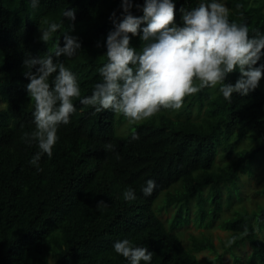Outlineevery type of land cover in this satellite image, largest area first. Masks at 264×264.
Wrapping results in <instances>:
<instances>
[{
  "label": "trees",
  "instance_id": "obj_1",
  "mask_svg": "<svg viewBox=\"0 0 264 264\" xmlns=\"http://www.w3.org/2000/svg\"><path fill=\"white\" fill-rule=\"evenodd\" d=\"M217 1L226 4L230 21L248 26L250 36L256 30L264 34L263 4H255L259 0ZM173 2L176 24L183 26L182 9L191 10L201 0ZM132 4L131 14L142 17L145 0ZM63 9H74L75 20L62 17ZM123 15L122 0H39L35 9L30 0H0V264H49L53 256V264H129L114 251L115 242L123 239L153 253L150 262L141 264H218L221 259L200 260L202 251L217 252L213 239L192 236L187 247L176 228L190 224L193 199L194 222L214 226L233 203L244 201L239 183L258 177L254 165L264 156L261 80L247 95L234 92L231 102L219 90L213 96L212 87L190 96L198 110L207 105L200 121L175 120L161 109L133 124L111 110L95 113L76 99L70 122L58 127L53 155L44 154L39 162L43 171L29 163L38 148L22 139L35 129L25 60L51 54L73 72L81 96L91 95L101 80L97 69L107 62V35ZM45 19L63 22L53 43L58 38L63 47L66 34L79 39L75 57L50 52L52 45L40 39ZM145 26L138 35L129 33L137 51L144 44ZM260 65L264 50L256 67ZM240 75L237 67L225 83L234 84ZM124 122H129L128 131L120 135ZM133 130L139 139L131 140ZM243 141L251 147L240 149ZM109 143L114 150H106ZM148 179L156 184L151 196L142 192ZM259 181L264 194V173ZM126 189L135 191V200L124 199ZM165 193L166 206L178 204L169 227L159 216L158 199ZM239 207L221 220L234 239L229 250L235 264H264V240L259 238L264 206L251 211Z\"/></svg>",
  "mask_w": 264,
  "mask_h": 264
},
{
  "label": "clouds",
  "instance_id": "obj_2",
  "mask_svg": "<svg viewBox=\"0 0 264 264\" xmlns=\"http://www.w3.org/2000/svg\"><path fill=\"white\" fill-rule=\"evenodd\" d=\"M38 4L39 0H30L33 9ZM132 6V0H122L123 19L114 21V30L107 35V62L97 69L101 80L94 85L91 95L81 96L73 72L64 62H54L51 54L25 60L28 68L25 75L30 81L26 88L34 107L35 129L24 132L22 139L38 148L29 162L38 172L43 171L39 164L42 156L53 155L59 125L68 124L76 111L73 102L76 99L94 108L95 113L111 110L135 124L161 109H181L187 96L205 87L219 85L223 98L231 102L234 92L247 95L264 77V65L256 67L264 50V34L256 30L250 36L248 26L230 21L228 9L217 0L210 3L201 0L191 10L182 9L183 26L176 24L173 0H145L142 17L131 14ZM61 16L74 21L75 10L63 9ZM142 23H146L141 36L144 44L137 51L130 46L129 33L140 34ZM62 26V20L57 23L45 19L40 24V39L52 45L50 52L55 56L71 59L77 55L81 43L67 34L63 47L58 38L53 43L54 33ZM237 67L240 78L234 84L225 83L227 75ZM137 139L139 136L133 130L131 140ZM106 150H114V146L109 143ZM155 187V181L148 179L142 192L151 196ZM123 197L135 200V191L126 189ZM103 204L101 201L97 206ZM114 251L129 264L150 262L153 256L146 247L134 246L129 239L115 242Z\"/></svg>",
  "mask_w": 264,
  "mask_h": 264
},
{
  "label": "rangeland",
  "instance_id": "obj_3",
  "mask_svg": "<svg viewBox=\"0 0 264 264\" xmlns=\"http://www.w3.org/2000/svg\"><path fill=\"white\" fill-rule=\"evenodd\" d=\"M219 3H222L226 8V4L223 1H217ZM263 4L262 8L264 9V0H259L258 3H255L256 6H260L259 4ZM210 3V2H209ZM228 9V8H227ZM261 88L264 91V78H261ZM219 90V88L215 87L212 89L211 93L214 96L216 92ZM194 97L195 94L189 95L185 98L183 106L179 110H166V113L169 117L175 119V120H185L190 119L192 121H200L204 118V112L207 105L203 107V109L200 111L198 110L199 104L194 102V105H191L189 102L191 100V97ZM129 122H124L118 130V133L120 135L126 134L128 131ZM251 147V143L249 141H243L240 145V149L249 148ZM254 169H256V172L258 173V177L252 178L251 181L244 180L239 183L240 186V194L244 197V201L239 205V203H233V206L231 209H229L228 212L222 214L215 220L214 226L206 227V226H199L198 223L195 221V213L197 210H195V199L192 200L191 205V214H190V224L184 226V228H176V231L178 232V235L184 245L187 247H191L192 245V236H208L213 239L214 244L217 247V252H212L209 250L202 251L197 254V257L200 260H209V259H220L217 260L218 264H235V259L232 256V251L229 250L230 246L232 245L233 238L232 234L229 230L223 229L221 226V220L225 216L232 214L233 211L236 208H241L239 206H242L244 208H247V210L251 211L253 209H257V205L264 206V194L261 193V190L263 189V182L259 181L260 177L263 176L264 173V156L260 157V160L258 163L254 165ZM177 187H173L171 189V192L174 194L176 193ZM166 196H168L167 193L162 194L160 198L158 199V204L160 205V211L159 216L160 218L165 222L166 226L169 227L172 220L174 219L177 211L178 204H173L170 206H166ZM235 202H238L235 200ZM226 210V208H224ZM186 211H183V215H186ZM180 229V231H179ZM259 238L264 240V230L260 231ZM247 249V248H246ZM236 250H239L238 247H236ZM248 250H250L248 248ZM55 262L54 256L50 258L49 264H53ZM44 264V263H41Z\"/></svg>",
  "mask_w": 264,
  "mask_h": 264
}]
</instances>
